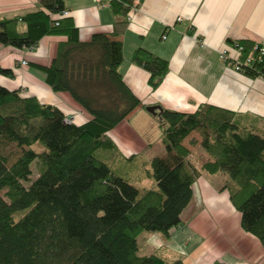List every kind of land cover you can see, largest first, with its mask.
<instances>
[{
	"label": "trees",
	"instance_id": "16d2710c",
	"mask_svg": "<svg viewBox=\"0 0 264 264\" xmlns=\"http://www.w3.org/2000/svg\"><path fill=\"white\" fill-rule=\"evenodd\" d=\"M40 1L41 8L0 18V43L28 48L45 34L64 35L50 63L34 66L89 117L67 121L58 106L0 84V147L14 143L21 149L10 161L0 148V264H184L154 252L139 254L137 237L142 231L167 234L180 225L199 172L182 143L194 129L202 131L201 146L210 157L202 168L227 172L223 186L240 211L241 227L264 245V134L241 126L236 112L218 106L163 107L158 120L166 155L150 158L155 186L141 190L96 155L99 149L119 154L107 133L141 104L122 78V42L113 38L126 21H116L112 33L81 40L71 17L59 16L63 0ZM110 3L125 15L132 0ZM232 42L242 47L239 71L264 77V53L257 57L263 44L248 38ZM131 60L148 70L151 88L168 70L166 59L140 46ZM0 74L13 71L0 66ZM38 142L41 151L32 147ZM33 163L37 174L31 178Z\"/></svg>",
	"mask_w": 264,
	"mask_h": 264
},
{
	"label": "crops",
	"instance_id": "0c3cea01",
	"mask_svg": "<svg viewBox=\"0 0 264 264\" xmlns=\"http://www.w3.org/2000/svg\"><path fill=\"white\" fill-rule=\"evenodd\" d=\"M63 2L81 40L94 32L112 33L116 21H126L113 38L122 42V78L141 104L107 133L122 158L151 145V131L161 138L158 114L152 121L153 114L142 103L181 111H194L204 104L218 106L236 112L241 126L264 134V77L244 75L235 69L232 59L238 54L232 41L248 38L264 44V0H141L125 15L116 12L110 0ZM41 7L40 0H0V18ZM65 38L45 34L28 48L0 43V66L13 71L12 76L0 74V84L19 88L23 95L34 94L41 102L61 108L65 115L76 111L74 119L83 122L88 112L68 92L54 91L34 66L49 64ZM139 46L168 62V70L155 88L149 85L148 70L131 60ZM141 114H146L149 127ZM215 184L198 173L192 184V205L188 207V203L182 211L180 226L170 227L167 234L142 231L146 251L142 254L154 252L184 264L215 260L264 264V245L241 227L240 211L231 202L228 188ZM148 185L154 187L151 181Z\"/></svg>",
	"mask_w": 264,
	"mask_h": 264
},
{
	"label": "rangeland",
	"instance_id": "374dc122",
	"mask_svg": "<svg viewBox=\"0 0 264 264\" xmlns=\"http://www.w3.org/2000/svg\"><path fill=\"white\" fill-rule=\"evenodd\" d=\"M67 115L72 116L73 120L78 119V117H75V119H74V116L76 115V111L75 112L70 111ZM149 115H151V114L149 113ZM154 115L155 114L152 115L154 117V120H152V121L156 120ZM141 116L143 118L142 121L145 122V120H146L147 126L149 127L150 125L148 123V118H147L146 114H141ZM152 116H149V117H152ZM149 136L153 137L152 138L153 139L152 144L147 146V148H145L144 150H141L140 152H138L136 154H131L132 158H130L128 160L122 158V156L119 154H116V153L111 154V151L106 150V149L97 150L96 155L104 161H108L110 163L114 162L113 167L116 170V172L123 175L125 178H127L129 181H131L136 186L140 187L141 190L143 188H146L147 186H149L148 183L150 181H151L152 185L154 183V186H155L154 179L148 175V171L150 170V161L149 160L151 157H153L155 155H161V156L166 155V147L162 141V137L161 138L157 137V134L154 131H151ZM202 136H203V134H202V131L200 129H194L193 131L190 132V134L188 136H186L183 139L182 143L188 148L189 153L187 156L189 157L191 163L196 165V168L199 171L198 173L204 174L205 176H207L210 179V181H212L213 183H217L215 185L221 186L222 185L221 180H224L221 178L228 179L229 175L225 171H220L217 173H210V172H208L202 168L203 163L210 159L208 153L201 146ZM32 147L37 151H41L43 149V146L40 144V142L34 143L32 145ZM0 148H1V151H3V153H5L8 156L10 161L13 160L19 154V152L21 150L20 148L15 146L14 143H7L6 145L1 146ZM128 158H129V156H128ZM119 162H122V163L119 164ZM32 170H33V173H32L31 178L35 177L37 174L35 163L32 164ZM126 171H128V172L122 173V172H126ZM214 175H215V177H214ZM223 185L221 187L222 189L224 187ZM191 201H192V198L189 202L188 207H191V205H192ZM143 243H144V239L142 237V233H140L139 236L137 237L138 253L142 254V253L146 252V251H143V249H142ZM151 250L152 249L150 248V250H148L147 252H149Z\"/></svg>",
	"mask_w": 264,
	"mask_h": 264
},
{
	"label": "built area",
	"instance_id": "2783aa9c",
	"mask_svg": "<svg viewBox=\"0 0 264 264\" xmlns=\"http://www.w3.org/2000/svg\"><path fill=\"white\" fill-rule=\"evenodd\" d=\"M95 1H97V2H99V1H101V0H95ZM141 0H132V5H131V7H135V5L136 4H138L139 2H140ZM68 14V10H66V9H62L61 11H60V14H59V16H65V15H67ZM57 23V21H55V24ZM164 36V35H163ZM256 47H257V45H255ZM234 47L236 48V50H237V56H235V57H233L232 59H233V64H234V67H235V69L236 70H240V64H241V61H240V58H239V55H240V51H241V45H239V44H237V43H234ZM264 53V44L263 45H260V46H258V48H257V57H259L260 58V56L262 55ZM222 56H224V58H226L227 56H228V54L225 52V51H223L222 52ZM253 57H254V53L251 51L246 57H245V59H244V63H246V64H249L250 63V61H251V59H253ZM22 62H25L24 60L22 61ZM73 119V117L72 116H68V115H66V117H65V120H67V121H70V120H72ZM180 226V225H179ZM196 264H200V263H196Z\"/></svg>",
	"mask_w": 264,
	"mask_h": 264
},
{
	"label": "water",
	"instance_id": "95a60500",
	"mask_svg": "<svg viewBox=\"0 0 264 264\" xmlns=\"http://www.w3.org/2000/svg\"><path fill=\"white\" fill-rule=\"evenodd\" d=\"M146 110L153 114H160V112L163 109V106L159 103H151V104H146L145 105Z\"/></svg>",
	"mask_w": 264,
	"mask_h": 264
}]
</instances>
